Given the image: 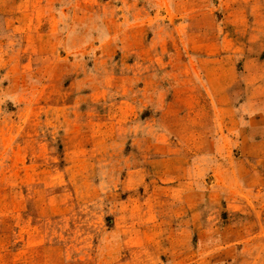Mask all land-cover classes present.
Returning <instances> with one entry per match:
<instances>
[{
  "label": "rangeland",
  "instance_id": "374dc122",
  "mask_svg": "<svg viewBox=\"0 0 264 264\" xmlns=\"http://www.w3.org/2000/svg\"><path fill=\"white\" fill-rule=\"evenodd\" d=\"M264 0H0V264H264Z\"/></svg>",
  "mask_w": 264,
  "mask_h": 264
},
{
  "label": "crops",
  "instance_id": "0c3cea01",
  "mask_svg": "<svg viewBox=\"0 0 264 264\" xmlns=\"http://www.w3.org/2000/svg\"><path fill=\"white\" fill-rule=\"evenodd\" d=\"M259 15H262L259 19H260V22L262 23V29H264V13L263 11L262 12H258L256 16H254L255 18H258Z\"/></svg>",
  "mask_w": 264,
  "mask_h": 264
}]
</instances>
